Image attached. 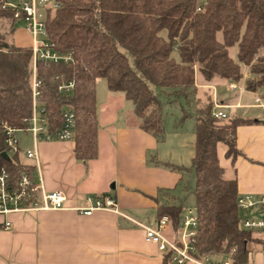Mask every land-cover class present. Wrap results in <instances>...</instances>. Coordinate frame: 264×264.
<instances>
[{"label":"trees","instance_id":"1","mask_svg":"<svg viewBox=\"0 0 264 264\" xmlns=\"http://www.w3.org/2000/svg\"><path fill=\"white\" fill-rule=\"evenodd\" d=\"M15 15L16 10L0 5V166L6 165L15 178L31 168L20 155L4 158L2 128L30 126L35 73L51 132L62 127L64 109L74 111V153L82 161L99 157V80L133 103L140 128L159 143L166 139V120L153 88L161 89L168 104L186 100L190 113L181 121L190 114L195 120L191 166H165L195 174L196 254L230 255L235 264H248L264 241L241 226L237 169L221 165L218 145L227 147L226 157L233 162L245 156L237 146V130L254 121L214 118L213 99L202 102L197 86L219 80L243 83L250 93L262 91L264 0H61L59 9L48 11L46 25L54 50L71 60L38 62L36 72L32 48L15 44L19 26ZM232 48H237L236 60ZM69 82L75 83L74 91L61 94L59 87ZM182 211L183 205L176 202L160 204L157 220L167 216L178 230ZM163 259L170 264V254Z\"/></svg>","mask_w":264,"mask_h":264},{"label":"crops","instance_id":"2","mask_svg":"<svg viewBox=\"0 0 264 264\" xmlns=\"http://www.w3.org/2000/svg\"><path fill=\"white\" fill-rule=\"evenodd\" d=\"M14 40L18 47H33V39L22 25ZM228 85L219 80L212 85L199 83L198 97L205 102V92H209L208 96L213 102L216 99L229 117L254 121L237 130V146L245 156L233 162L226 157L227 147L219 144L218 157L223 167L237 169L239 195H264V114L240 113L264 110L253 107L255 98L264 103V96L248 92L243 83L238 84L236 93ZM221 86L228 95L219 93ZM109 95L110 100L98 108L97 160H77L74 141L34 146L32 136L27 134L28 143L19 142L21 150L35 149L38 153L47 191H63L71 207L91 205L95 200L92 196H108L116 201L119 212L95 210L92 215H84L68 209L0 214V264H164V254L157 244L146 240L141 224L156 226L158 206L176 202L175 192L183 184L184 175L168 170L165 164L191 166L195 120L191 114L188 116L194 120L192 131H186L181 120L174 122L171 132L166 125V139L159 143L140 128L134 105H128L131 101L124 94L109 91ZM232 96H236L235 100ZM126 105L128 110L123 113ZM20 157L23 163H35L23 153ZM6 220L12 223L9 229L5 228ZM173 230L171 224L168 232ZM256 252L255 264H262L263 244L257 245Z\"/></svg>","mask_w":264,"mask_h":264},{"label":"built area","instance_id":"3","mask_svg":"<svg viewBox=\"0 0 264 264\" xmlns=\"http://www.w3.org/2000/svg\"><path fill=\"white\" fill-rule=\"evenodd\" d=\"M3 9L16 10L18 24L24 26L33 39V63L36 72L38 62H69V56H62L54 50L49 40L47 31V17L49 10H57L61 6V0H0ZM40 83L33 79V115L27 129H16L7 124L3 125L7 151L11 158L14 155L24 154L27 159L34 160L31 168L21 171L18 177H13L6 165L0 166V214L8 216L16 212H37L42 210H68L73 209L84 215H92L95 210H111L119 212L116 201L111 197H99L93 203L85 207H71L67 204V196L61 190L47 191L43 182L40 169L39 156L36 150H21L18 139L19 133H27L32 136L34 146L41 142L74 141L76 118L72 109L63 111V125L55 132L49 129V120L46 108L40 101L38 88ZM75 83L69 82L59 87V92L69 95L74 91ZM231 91L239 90L238 84H229ZM254 108L264 109V103L255 98ZM217 100H214L213 117L216 119H228L229 115L223 112ZM92 199L88 198L90 202ZM238 206L241 211L247 213L242 219L241 226L252 231L256 237L264 241V195L252 193L240 194ZM5 228L12 226L10 220L5 221ZM181 225L183 226L180 229ZM146 240L158 245L163 254H170V264H235L233 258L221 256H198L194 246L198 228V212L196 207L184 209V218L180 222L178 230L168 232L171 221L163 216L157 221L156 226H146ZM264 246V244H263ZM248 264H255L253 254L250 255ZM262 264H264V259Z\"/></svg>","mask_w":264,"mask_h":264},{"label":"rangeland","instance_id":"4","mask_svg":"<svg viewBox=\"0 0 264 264\" xmlns=\"http://www.w3.org/2000/svg\"><path fill=\"white\" fill-rule=\"evenodd\" d=\"M200 1L202 2L204 0H200ZM162 36L166 37V32H163ZM219 39L222 40L221 35L219 36ZM230 54L236 60L237 59V48L230 49ZM174 57L177 58V55L175 54ZM130 63H131V65L133 64L132 59H130ZM244 72H245V74H247V70L245 68H244ZM223 86H221V88H218V91L220 94H222V95L224 94V96H226L228 94L226 93L227 91L225 92L224 89L222 88ZM224 88H226V87L224 86ZM153 90L159 96V99L161 100V102L164 105V114H165L166 125L168 127V131L171 132L172 128H174V122H177V121L179 122L184 117V115L186 113L188 115V113H190V108L188 107V104H187L185 99H180L173 104H168V99L166 98V96L164 95V93L162 92L161 89L153 88ZM234 93H236V92H234ZM260 93H262V95L264 96V88L262 89V91H260ZM205 94L206 95H204V96L207 99L209 97L208 96L209 92H205ZM96 96H97V107L98 108L99 107L101 108V106H103V104H106L110 100L109 99V96H110L109 95V89H108V85H107L106 80H101L100 83H98ZM234 97H236V96H232L231 99H234ZM127 103H128V105H133L132 102H127ZM127 110L128 109H127V105H126V109L123 111V113H126ZM240 113L244 114V115L248 114L250 116H258V115L264 114V110H249V111H241ZM182 123H184L183 126H184L186 131L187 130L192 131L194 129V120H189L188 118H186L183 120V122H181V124ZM25 135H27V133H25V134L19 133L18 134V139L23 144L28 143V138L25 137ZM168 170H170V169H168ZM183 175H184L183 184L181 185L179 190L175 192L176 203L182 204L184 209L188 208V207H195L196 206V198H195V195L193 193V190L195 188V180H196L195 174H194V172H187V173H184ZM111 187H113V184ZM92 198L96 199L97 196H92ZM240 216L243 219L247 216V213L244 211H241ZM183 218H184V211H182L180 222L183 221ZM182 228H183V226L181 225L180 229H182ZM255 255L257 256V252H255L253 254V257ZM214 257L218 258L221 256H214Z\"/></svg>","mask_w":264,"mask_h":264},{"label":"water","instance_id":"5","mask_svg":"<svg viewBox=\"0 0 264 264\" xmlns=\"http://www.w3.org/2000/svg\"><path fill=\"white\" fill-rule=\"evenodd\" d=\"M3 156H4V158L6 159V160H9L10 159V157L8 156V154L7 153H4L3 154ZM113 187H115V185L113 184Z\"/></svg>","mask_w":264,"mask_h":264}]
</instances>
